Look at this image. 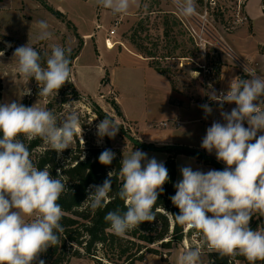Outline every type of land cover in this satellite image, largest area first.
<instances>
[{
	"label": "clouds",
	"instance_id": "obj_1",
	"mask_svg": "<svg viewBox=\"0 0 264 264\" xmlns=\"http://www.w3.org/2000/svg\"><path fill=\"white\" fill-rule=\"evenodd\" d=\"M97 4L121 15L135 0H97ZM172 4L186 18L197 13L196 0H172ZM36 24L37 40L53 38L46 20ZM45 56L42 60L29 41L13 52L17 74L27 83L34 79L38 96L48 98L70 82L71 49L52 44ZM243 72L248 78H233L227 91L217 92L210 85L206 94L218 105L223 123L212 122L201 148L214 153L225 168L204 172L190 165L181 167L182 179L174 184L176 191L170 197L179 212L171 216L178 225L197 231L208 252L242 255L249 264H256L264 262V229L250 226L254 215L264 216V75L247 64ZM24 95H31V89L25 87ZM225 104L235 107L225 111ZM200 107L205 118L213 112L208 103ZM79 127L75 111L58 122L51 110L36 104L0 103V264H45L41 255L60 243L64 214L58 201L68 191L67 184L59 173L53 177L47 166L38 167L25 141L39 138L59 155L70 148ZM96 129L102 140L114 138L120 126L105 116ZM98 159L102 165H111L115 153L106 149ZM120 164L122 184L116 195L126 211H109L104 219L115 235L124 236L155 220V205L170 178L163 162L149 159L140 149L123 156ZM112 184L113 172H109L101 185L89 186L85 202L91 210L107 206ZM202 255L201 247L187 248L177 264H203Z\"/></svg>",
	"mask_w": 264,
	"mask_h": 264
},
{
	"label": "rangeland",
	"instance_id": "obj_2",
	"mask_svg": "<svg viewBox=\"0 0 264 264\" xmlns=\"http://www.w3.org/2000/svg\"><path fill=\"white\" fill-rule=\"evenodd\" d=\"M247 1L204 0L202 6L197 5L196 15L186 18L178 13L172 0H135L121 15H113L97 0H0V103L36 104L51 110L58 122L77 112L81 127L70 148L57 154L58 160L65 163L78 148L91 146L121 151L122 159L137 149L129 138L140 142V136L149 128L155 135L198 143V138L189 139L186 134L182 139L180 130L159 126L168 117L159 106L168 94L151 67L168 79L174 92L192 101H209L206 94L210 85L217 92L224 91L220 76L223 66L236 67L240 78L247 77L243 72L245 64L264 75V0L262 15L258 14L259 0H251V20L245 12ZM56 11L62 16H57ZM39 20L49 23L51 40L36 39ZM111 29H115L111 40L115 44L109 42L112 46L106 47L104 40ZM28 41L44 55L50 54L52 44L69 48L71 53L79 52L72 61L68 82L78 97L68 83L57 96L39 97L36 81L27 83L17 74L13 52ZM146 52L153 57H147ZM230 80L229 75L224 76L225 82ZM25 87L31 89V95L21 97ZM119 105L137 121L136 125L124 118ZM105 116L114 119L120 131L114 138L105 136L101 140L96 125ZM42 149L51 148L43 141L41 147L30 150L32 159ZM143 152L158 162L168 158L167 153L164 159L162 152ZM204 153L216 159L214 153ZM183 166L188 165L181 163L179 169ZM180 179L181 173L178 177L176 173V182ZM254 216L259 218L258 214ZM177 248L183 250L182 242ZM163 254L166 251L161 257ZM206 258L203 254V263ZM69 264L94 263L82 257L71 259Z\"/></svg>",
	"mask_w": 264,
	"mask_h": 264
},
{
	"label": "trees",
	"instance_id": "obj_3",
	"mask_svg": "<svg viewBox=\"0 0 264 264\" xmlns=\"http://www.w3.org/2000/svg\"><path fill=\"white\" fill-rule=\"evenodd\" d=\"M203 1L196 0V3L198 6H202ZM55 14L62 16L59 11H56ZM78 53L77 51L71 53L70 67ZM146 53L147 57H153L150 52ZM40 54L42 60L46 59L43 53ZM157 72L159 73V71ZM67 86L72 89V93L75 95L73 86L70 83ZM76 97H78L77 94ZM114 108L121 115L115 105ZM129 139L137 149L167 153L168 158L163 163L168 169L170 179L163 186L164 191L155 205V220L142 223L139 228L124 236L115 235L104 219L105 214L109 211H126L124 202L116 195L122 184L119 177L121 151L116 152L109 147L96 146L86 149L78 148V151L69 158L67 163L63 162L64 160L59 161L57 153L51 149H42L35 155L33 161L38 167L43 169L47 166L53 177H57L59 173L63 176L68 187V191L62 194L58 201L64 214L61 221L64 232L59 234L60 243L50 247L46 253L41 255L40 259H43L45 264H69L71 259L82 257L90 259L94 264H135L142 261L146 254L162 255V251H166V254L169 253L174 246L180 244L184 238L189 237L195 231L189 229L185 233V227L178 225L171 216V213L179 212L170 199L176 191L174 188L176 183L174 158L177 155H184L204 164L212 165L216 170H223L224 167L196 149L185 146L153 145L138 142L133 138ZM42 143L43 140L37 138L27 144L30 150H36L42 146ZM106 149L115 153V159L108 166L102 165L98 159ZM109 172H113V190L109 193L110 199L104 209L93 211L85 202L89 186L101 185ZM254 217L250 226L254 230L264 229V223ZM208 258L212 260L210 264H227L229 258L249 264L242 255L230 257L212 252ZM256 264H264V262L257 261Z\"/></svg>",
	"mask_w": 264,
	"mask_h": 264
},
{
	"label": "crops",
	"instance_id": "obj_4",
	"mask_svg": "<svg viewBox=\"0 0 264 264\" xmlns=\"http://www.w3.org/2000/svg\"><path fill=\"white\" fill-rule=\"evenodd\" d=\"M259 5H258V14L262 15L261 11V0H259ZM245 12L248 16V18L251 20L252 14H251V0H248L245 5ZM108 50V49H107ZM152 71L159 76V78L163 81V86L165 90L167 91L165 99L162 100L161 104L159 105L160 107H163L165 109L164 111L167 112L168 117H165L161 122H168L167 127H162L163 129H172V131H182L181 136L182 139L184 137V134L187 135L189 139L193 138H198V143H193V142H188V141H175L174 138L171 136L169 137L168 135L161 134V135H155L153 132L152 128L145 130L146 133L142 134L140 136V142L143 143H150L153 145H163V146H185L189 147L192 149H196L200 151L199 149L201 148V141L202 138L206 134V129L211 126L213 121H220L223 123V120L220 116L219 108L218 105L213 102V101H192L187 98L181 97L180 94L177 92H174L173 88L170 85V82L166 77L155 71L151 67ZM229 75L231 80L235 77H238L240 75L239 70L232 66V67H227L223 66L220 70V76H221V83L224 84L222 87L224 91L228 90L229 84L231 80L227 83V81H224V76ZM248 78V77H245ZM177 93V94H176ZM208 103L212 108L213 112L211 115H209L207 118H205V113L204 110L200 107V105ZM120 106V105H119ZM235 107L234 104H225L224 105V110L225 111H231V109ZM122 115L124 118L128 121H132L135 125L136 122L135 119H130L128 115L122 110L120 106ZM177 122V125H174L173 123ZM160 123V122H159ZM245 126L247 127V124L245 123ZM206 150L203 149V154L207 155L204 153ZM201 152V151H200ZM164 154V153H162ZM213 160H215L217 163L220 165H223L225 168V165L218 162L213 156L207 155ZM166 154H164V159L166 158ZM181 163H186V165H190L193 170L200 169L204 172H207L208 169H215L213 168L214 166L209 165V164H204L202 162H199L195 160L194 158L184 156V155H178L175 157V167H176V173L177 177L180 173L179 171V165ZM260 220L264 223V220L261 216H259ZM179 244L174 247L172 250L167 253L166 257H161V255H153V254H146L143 258L142 261H138L135 264H177V258L180 254L183 253L182 248L178 249ZM244 264L242 261H236V264ZM203 264H207V258L206 261Z\"/></svg>",
	"mask_w": 264,
	"mask_h": 264
},
{
	"label": "built area",
	"instance_id": "obj_5",
	"mask_svg": "<svg viewBox=\"0 0 264 264\" xmlns=\"http://www.w3.org/2000/svg\"><path fill=\"white\" fill-rule=\"evenodd\" d=\"M115 35V29H111L109 31V33L107 34L106 39L104 40V44L106 45V47H109L108 42H111L112 45H114L115 43H113L112 37ZM174 125H177V122L173 123ZM159 126L161 127H167L168 126V122H160ZM189 229H187L185 227L184 232L187 233ZM183 244V252L190 247H201L202 248V253L207 257V264H210L212 262V260H209L208 255L212 252H208L207 248L203 247L202 244V238L201 236L198 234L197 231H194L189 237H186L183 239L182 241ZM163 257H166V254H163ZM227 264H236V260L229 258Z\"/></svg>",
	"mask_w": 264,
	"mask_h": 264
},
{
	"label": "bare ground",
	"instance_id": "obj_6",
	"mask_svg": "<svg viewBox=\"0 0 264 264\" xmlns=\"http://www.w3.org/2000/svg\"><path fill=\"white\" fill-rule=\"evenodd\" d=\"M108 44H109V42H108ZM104 45H105V44H104ZM110 46H112V45L109 44V47H110Z\"/></svg>",
	"mask_w": 264,
	"mask_h": 264
}]
</instances>
